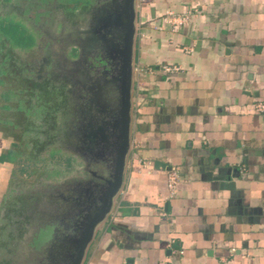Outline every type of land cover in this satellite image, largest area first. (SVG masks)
<instances>
[{
	"label": "crops",
	"instance_id": "obj_1",
	"mask_svg": "<svg viewBox=\"0 0 264 264\" xmlns=\"http://www.w3.org/2000/svg\"><path fill=\"white\" fill-rule=\"evenodd\" d=\"M139 1L129 151L82 264H264V0ZM10 148L0 130V216Z\"/></svg>",
	"mask_w": 264,
	"mask_h": 264
},
{
	"label": "rangeland",
	"instance_id": "obj_2",
	"mask_svg": "<svg viewBox=\"0 0 264 264\" xmlns=\"http://www.w3.org/2000/svg\"><path fill=\"white\" fill-rule=\"evenodd\" d=\"M121 2L98 0L92 10L78 7L83 8L81 16L90 11L83 27L72 26L71 7L62 9L56 0L0 3L1 14L27 15L29 24L41 32L34 52H13L0 40V130L10 136L15 157L1 207L0 264H49L50 257L59 256L68 263L89 207H99L113 182ZM71 44L80 46L78 74L66 56ZM59 75L64 86L73 85L69 93L62 92L61 104ZM77 215L79 231L74 238L70 227ZM40 227L44 229L37 235L36 249L30 248L31 234ZM48 228L61 238L58 253L55 241L42 246Z\"/></svg>",
	"mask_w": 264,
	"mask_h": 264
},
{
	"label": "water",
	"instance_id": "obj_3",
	"mask_svg": "<svg viewBox=\"0 0 264 264\" xmlns=\"http://www.w3.org/2000/svg\"><path fill=\"white\" fill-rule=\"evenodd\" d=\"M121 12L118 14V26L122 34L120 50V108L118 121L114 129L117 131L114 150L116 151L113 182L109 185L101 198L99 207H89V214L85 216L81 227L80 237L74 247L73 256L68 264H82L85 251L90 244L94 230L109 214L113 200L117 195L121 183L125 158L129 151V130L131 121V82H132V48L135 36V7L134 0H122ZM87 209V210H88ZM131 264V261H128Z\"/></svg>",
	"mask_w": 264,
	"mask_h": 264
},
{
	"label": "trees",
	"instance_id": "obj_4",
	"mask_svg": "<svg viewBox=\"0 0 264 264\" xmlns=\"http://www.w3.org/2000/svg\"><path fill=\"white\" fill-rule=\"evenodd\" d=\"M17 2L18 0H0V3L3 4H15ZM56 2L62 9L69 5L71 7L70 12H73V10H76L78 7L94 6L97 0H56ZM30 21L31 19L29 16H25L24 14L21 16L13 11H8L5 14L0 13V40L4 39L9 49L13 52H34L39 46L41 32L35 28L34 24H29ZM3 23L5 27H3ZM39 233L40 232L33 236L32 246H34L35 249V242ZM40 246L41 245H37V248Z\"/></svg>",
	"mask_w": 264,
	"mask_h": 264
},
{
	"label": "flooded vegetation",
	"instance_id": "obj_5",
	"mask_svg": "<svg viewBox=\"0 0 264 264\" xmlns=\"http://www.w3.org/2000/svg\"><path fill=\"white\" fill-rule=\"evenodd\" d=\"M98 5V0H97V3L94 5V6H92V7H87V8H90L89 10H92L94 7H96ZM81 9H83V8H77L76 10H74L73 12H71V13H73L71 16H70V18H68V20L70 21L69 23L72 25V26H78V27H83L84 25L83 24H85L86 23V19H87V17H88V14H89V12L90 11H85L84 13H83V15L81 16V14H82V12H83V10L81 11ZM63 13V12H62ZM136 17V16H135ZM58 26H59V30L61 29V25L60 24H58ZM57 26V27H58ZM71 35L73 36V37H75V36H79L78 35V33H73V32H71ZM72 46H70V48H68V52H66V56L68 57V59L71 61V62H73L70 66H73V72H75V71H77L76 72V74H78V72H80V70H79V64H78V59L80 58V56H79V54H78V51H80V46L79 45H75V44H71ZM58 83H59V86H58V88H59V90L61 91L60 92V104H61V99H62V92H66V93H69V91H70V89L69 88H73V85H70L69 86V88H67V86L65 85L64 86V84H63V82L61 83V80H63V77H61L60 75H59V77H58ZM65 88V89H64ZM65 90V91H64ZM63 104V103H62ZM64 107V106H63ZM110 129H112V128H110ZM100 136L102 137V138H104V139H106L105 138V133H101L100 134ZM101 137H100V139H101ZM90 175L92 176V178H94V177H96V173H94L93 171H90ZM89 193H90V191H89ZM91 194V193H90ZM89 194V195H90ZM85 208H88V205H87V207H85ZM79 215V214H78ZM78 215L76 216V218L74 219V221H76V223L74 222V224L72 223V225H71V227H70V225L68 224V223H65L68 227H70V231L71 232H73L72 233V235H73V237L75 238L76 236H77V234H78V231H79V227H78V221H79V219H80V217H78ZM33 217V216H32ZM33 219V218H32ZM31 219V220H32ZM33 223V222H32ZM66 225H64L65 227H67ZM76 225V226H75ZM44 227V226H43ZM43 227H40V228H38L33 234H31V240H30V242H29V247L30 248H33L34 246H32V244H33V236H34V234H36V233H38L39 231H40V229H44ZM81 228V227H80ZM49 229V231H50V234H48V237H47V239L45 240V242H43V244H42V246L43 245H45L46 243H51V242H56L55 243V247L54 248H56L55 249V251L58 253L59 251H58V246H60L61 247V242H60V244L57 242V239H59L60 237L59 236H56V235H53V230H55L54 228H48ZM72 237V239H70V240H68V243L70 244V249H69V251L71 250V248H72V244H74V238ZM61 239V238H60ZM77 243V242H76ZM75 246H76V244H75ZM74 246V247H75ZM41 247V246H40ZM39 247V248H40ZM74 247H73V252H74ZM34 249V248H33ZM30 250V249H29ZM68 251V252H69ZM13 252V251H12ZM12 252H10V253H12ZM73 252L71 253V256H73ZM14 253V252H13ZM70 254V253H69ZM55 256V255H54ZM66 256H67V254H66ZM66 256H64L65 258H66ZM16 258V257H15ZM49 264H68L69 263V261H70V259H69V261H68V263H66V260L64 259L63 261L60 259V256H59V260H54V257H50L49 258ZM54 260V261H53ZM31 264V263H30Z\"/></svg>",
	"mask_w": 264,
	"mask_h": 264
},
{
	"label": "built area",
	"instance_id": "obj_6",
	"mask_svg": "<svg viewBox=\"0 0 264 264\" xmlns=\"http://www.w3.org/2000/svg\"><path fill=\"white\" fill-rule=\"evenodd\" d=\"M143 1H139L138 4H135V10L140 8L142 5ZM189 12L184 13L181 16H177L175 18H169L166 19L164 22L171 27L172 30H176L178 27L182 25H187L189 22ZM171 70L176 71V68H169V67H164L163 71L166 73H169ZM253 110L257 114H264V100L261 101H254L253 103ZM180 180V175L179 171L177 169H171L166 172V193L167 197L169 199L173 198L176 194V190L178 187V183ZM181 253V252H180Z\"/></svg>",
	"mask_w": 264,
	"mask_h": 264
}]
</instances>
